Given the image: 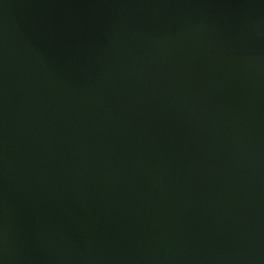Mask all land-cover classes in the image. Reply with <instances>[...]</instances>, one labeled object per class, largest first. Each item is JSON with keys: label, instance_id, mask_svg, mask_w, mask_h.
<instances>
[{"label": "water", "instance_id": "water-1", "mask_svg": "<svg viewBox=\"0 0 264 264\" xmlns=\"http://www.w3.org/2000/svg\"><path fill=\"white\" fill-rule=\"evenodd\" d=\"M0 264H264V0H0Z\"/></svg>", "mask_w": 264, "mask_h": 264}]
</instances>
